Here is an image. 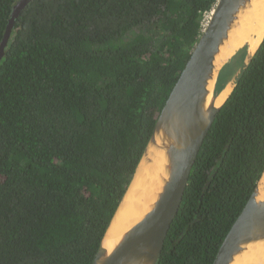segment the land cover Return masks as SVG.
<instances>
[{"label": "trees", "instance_id": "16d2710c", "mask_svg": "<svg viewBox=\"0 0 264 264\" xmlns=\"http://www.w3.org/2000/svg\"><path fill=\"white\" fill-rule=\"evenodd\" d=\"M18 1L0 0V45ZM217 1L21 10L0 61V264H93ZM263 170L264 39L202 144L157 264H213Z\"/></svg>", "mask_w": 264, "mask_h": 264}, {"label": "water", "instance_id": "95a60500", "mask_svg": "<svg viewBox=\"0 0 264 264\" xmlns=\"http://www.w3.org/2000/svg\"><path fill=\"white\" fill-rule=\"evenodd\" d=\"M29 1L19 0L14 6L0 45V61L15 18ZM260 1L262 0L217 1L208 24L157 118L153 134L125 193L126 195L130 190L140 164L147 158L148 166L157 170V175L163 182L157 199L144 217L113 245L111 251L105 239L102 240L93 264H157L168 231L179 212L202 144L217 113L244 75L264 37L255 49L248 48L242 65L216 94L220 72L237 52L222 63L218 61V56L228 47L233 33L241 26V21L247 15L255 13ZM228 86L231 87L229 96L222 104L216 105L219 94ZM252 244L257 246L258 251L264 247V170L243 210L220 245L213 264L246 261L247 251Z\"/></svg>", "mask_w": 264, "mask_h": 264}, {"label": "bare ground", "instance_id": "6f19581e", "mask_svg": "<svg viewBox=\"0 0 264 264\" xmlns=\"http://www.w3.org/2000/svg\"><path fill=\"white\" fill-rule=\"evenodd\" d=\"M227 48L223 49L218 61H225L230 58L241 47L248 46L250 50L261 42L264 37V0L259 2L255 13L247 15L241 21ZM214 84L212 83L211 89ZM231 92V87H226L218 96L216 105L222 104ZM157 165V164H154ZM162 180L157 175V170L148 166V159H144L139 166L135 180L120 204L114 219L104 237L109 251L135 223L144 217L151 209L157 199L158 192L162 188ZM251 252V253H250ZM248 259L244 262L237 261L234 264H264V247L257 250L252 244L247 251Z\"/></svg>", "mask_w": 264, "mask_h": 264}, {"label": "rangeland", "instance_id": "374dc122", "mask_svg": "<svg viewBox=\"0 0 264 264\" xmlns=\"http://www.w3.org/2000/svg\"><path fill=\"white\" fill-rule=\"evenodd\" d=\"M209 15H210V13H206L205 18H204V23H206L207 22V19H209Z\"/></svg>", "mask_w": 264, "mask_h": 264}, {"label": "built area", "instance_id": "2783aa9c", "mask_svg": "<svg viewBox=\"0 0 264 264\" xmlns=\"http://www.w3.org/2000/svg\"><path fill=\"white\" fill-rule=\"evenodd\" d=\"M208 13H210V15H209V19H210V16H211V13H212V11H211V12H208ZM209 19H207V22H206V23H204V28H205V26L208 24V22H209Z\"/></svg>", "mask_w": 264, "mask_h": 264}]
</instances>
